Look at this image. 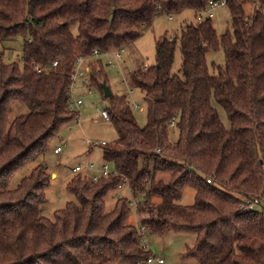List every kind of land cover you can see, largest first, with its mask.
<instances>
[{
    "label": "trees",
    "instance_id": "obj_1",
    "mask_svg": "<svg viewBox=\"0 0 264 264\" xmlns=\"http://www.w3.org/2000/svg\"><path fill=\"white\" fill-rule=\"evenodd\" d=\"M249 1L227 0L231 29L221 35L205 17L155 40L154 62L129 76L142 93L145 124L116 110L118 97H107L117 136L103 144L102 157L118 173L92 183L76 172L65 185L74 199L49 219L41 213L50 177L44 164L14 188L8 183L78 114L67 100L75 58L93 48L124 49L156 14L199 11L207 0H0V40L22 36L18 62L0 57V264H147L152 252L139 225L146 234L194 233L181 258L198 264H264V211L240 207L242 195L264 191V0L248 10ZM177 43L181 62L173 72ZM219 46L224 63H212V73L206 53ZM34 64L47 69L37 72ZM89 64V85L100 90L103 62ZM12 102L27 111L10 117ZM122 178L147 214L137 225L127 221L126 198L104 207ZM187 186L192 203H178Z\"/></svg>",
    "mask_w": 264,
    "mask_h": 264
},
{
    "label": "rangeland",
    "instance_id": "obj_2",
    "mask_svg": "<svg viewBox=\"0 0 264 264\" xmlns=\"http://www.w3.org/2000/svg\"><path fill=\"white\" fill-rule=\"evenodd\" d=\"M256 1H249L246 8L250 10ZM213 16L210 18L211 23L217 33L221 35L227 29L230 31V15L228 8L223 5L213 10ZM206 15H203L205 18ZM198 17L192 9L185 8L179 12L166 14H156L150 25H148L141 35L129 42L122 53V61L113 66L103 62L102 73L103 79L110 87L112 95L118 97L117 103L114 104L116 110L120 108L127 109L128 116L138 125H144L146 122V114L141 91L130 85L129 76L133 70L143 67L144 64L154 62V43L155 40L163 35L173 36L179 34L181 25L184 23L197 22ZM74 29V28H73ZM22 36L17 34L11 38L0 40V57L3 62H18L21 57ZM104 61V59H101ZM206 61L209 71L214 73L213 64L224 63V53L219 46L215 50H209L206 53ZM181 55L178 43L175 47L174 59L171 71L177 72L180 67ZM100 77V76H99ZM129 89H131L129 91ZM76 95L81 96L82 104L78 106V117H75L64 123L59 129L58 134L53 137L47 149L30 161L17 169L10 178L8 188H14L18 181L27 175L32 167L37 163L45 165L47 172L50 174L48 184L44 189L46 201L41 205V213L49 219L53 218L55 210L62 208L67 201L73 200V194L65 187L69 178L77 176L72 172V167L76 163H82L86 159L93 162L96 166L100 165L104 159L102 157L101 140L105 141V145L112 143L117 136L116 127L110 122L102 119L100 110L106 108L108 110L111 105L107 97H103L101 89L90 85V92H87L86 86H76L74 89ZM134 104H139L142 108H135ZM218 109L220 119L225 127L229 126V122L225 116L224 110L215 105ZM27 108L20 102L11 103L10 117L12 115L24 113ZM176 137V131L172 129L170 135L171 140ZM86 139L92 141L88 145ZM62 146L57 153L53 152L55 146ZM109 167L113 168V164L108 162ZM156 177H162L168 180L167 173H159ZM116 188L108 190L105 195V209L109 210L116 200ZM194 190L192 187H184L178 203L190 204L193 201ZM146 213L138 211V209H130L127 221L136 224ZM139 219V220H138ZM147 247L156 257L163 258L158 263L153 261L150 264H198L193 258H181V253L187 246H191L195 239L192 232H176L167 230L162 234L148 233L144 235Z\"/></svg>",
    "mask_w": 264,
    "mask_h": 264
},
{
    "label": "built area",
    "instance_id": "obj_3",
    "mask_svg": "<svg viewBox=\"0 0 264 264\" xmlns=\"http://www.w3.org/2000/svg\"><path fill=\"white\" fill-rule=\"evenodd\" d=\"M227 0H207L202 10L195 11L196 15L198 17L197 22L204 19L203 15H206L205 17L211 18L213 16V10L219 6L226 5ZM123 48L121 47H112L107 50H99L97 48H93V50L88 55H78L74 63L72 65L71 72L69 74L70 83L68 85V107L70 110H75L78 112L77 108L82 104L81 96L76 95L74 89L76 86H86L87 92H90V64L89 62L91 60H101L104 59L105 64L113 66L115 64H118L120 61H122V53ZM57 64V60H54L51 63L50 67H53ZM147 64L143 65V68H146ZM34 69L37 72H40L41 70L47 69V67L34 64ZM131 89H129L130 91ZM135 108H142L139 104H134ZM100 115L102 119L105 121H110V116L108 113V110L104 107L100 111ZM78 114L75 116V119L77 120ZM169 127H174V118L172 117L168 122ZM86 142L88 145H91L92 141L90 139H86ZM101 144H105L104 140L100 141ZM61 150V146L57 145L53 148V152L57 153ZM156 152H160V148H156ZM109 161L104 160L100 165L96 166L93 162L86 159L82 163H76L72 167V172H80L82 175L87 177L89 182H97L100 178H106L111 174H117L118 172L113 168L109 167L108 164ZM207 182H210V179H206ZM116 188V198H126L127 199V205L130 209H136L138 202L135 197V195L132 192V189L130 188L126 178H122L115 186ZM240 207L244 210H255L259 209L264 211V191L260 192L258 194H245L240 197ZM138 235L140 237V240L144 247H147V244L144 239V235L146 234V227L144 225L138 226ZM153 261H156L158 263L163 261V258L156 257L155 255L151 254L147 257L146 263L150 264Z\"/></svg>",
    "mask_w": 264,
    "mask_h": 264
},
{
    "label": "water",
    "instance_id": "obj_4",
    "mask_svg": "<svg viewBox=\"0 0 264 264\" xmlns=\"http://www.w3.org/2000/svg\"><path fill=\"white\" fill-rule=\"evenodd\" d=\"M103 97H109L111 95V89L105 81L100 82Z\"/></svg>",
    "mask_w": 264,
    "mask_h": 264
},
{
    "label": "crops",
    "instance_id": "obj_5",
    "mask_svg": "<svg viewBox=\"0 0 264 264\" xmlns=\"http://www.w3.org/2000/svg\"><path fill=\"white\" fill-rule=\"evenodd\" d=\"M62 147V146H61Z\"/></svg>",
    "mask_w": 264,
    "mask_h": 264
}]
</instances>
